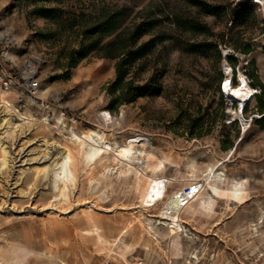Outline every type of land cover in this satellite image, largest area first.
<instances>
[{"label": "rangeland", "instance_id": "374dc122", "mask_svg": "<svg viewBox=\"0 0 264 264\" xmlns=\"http://www.w3.org/2000/svg\"><path fill=\"white\" fill-rule=\"evenodd\" d=\"M36 5L60 8L61 18L35 15ZM122 7L132 9L131 26L150 25L140 43L156 39L148 61L126 82L155 84L145 95L126 85L112 111L116 60L66 63L82 38L71 24H91ZM0 45L11 79L10 90L0 79V103L5 98L32 119L17 120L13 137L0 106V264H62L61 256L68 264H264V0H0ZM226 64L235 83L241 70L257 90L245 110L251 126L244 135L222 89ZM104 110L112 121H104ZM59 113L64 129L80 135L95 130L120 143L148 138L133 163L148 164L149 175L166 160L162 174L182 181L229 156L220 167L223 181L211 183L223 190L239 181L247 200L213 196L207 207L199 200L183 215L187 231L170 237L153 222L162 203L143 204L146 175L121 173L126 163L112 157L89 162V142L82 147L65 138L56 126ZM65 145L73 181L53 166ZM91 224L100 237L82 243Z\"/></svg>", "mask_w": 264, "mask_h": 264}, {"label": "bare ground", "instance_id": "6f19581e", "mask_svg": "<svg viewBox=\"0 0 264 264\" xmlns=\"http://www.w3.org/2000/svg\"><path fill=\"white\" fill-rule=\"evenodd\" d=\"M225 71L226 79L222 84V89L230 105L229 111L236 118H240L242 120V130L244 135L251 126L250 121L245 119V110L248 104L255 98L257 90L249 84L245 74L241 70L238 74L237 83L234 82L233 68L226 64ZM234 104H236L235 108H233ZM0 106L2 107V112H6L3 120L9 124L7 132H10L13 137H15L18 132L15 127L17 120H28V122L32 120L28 119L18 110L14 109L10 102L5 98L2 99ZM62 115V113L56 115L58 120V125H56L57 128L61 130L65 138L72 142H79L82 147L89 142V149L85 152L89 162L96 161L106 163L112 157L115 161L126 163V168L120 169L121 173L127 175L135 170L136 178H139L140 175L143 174L146 175L149 180L144 193L143 204L146 207H151L162 203L157 216L158 219L152 221L156 223L157 226H166L168 228L167 235L170 237H174L175 235L187 231L184 225L183 215L192 208V205L195 202L199 200H201L200 203L203 207L211 204L213 196L225 195L229 200L240 204L247 200V192L244 189L243 184L239 181H235L229 189L223 190L220 189L218 185L211 183L212 181H223L225 173L223 170H220V167L229 156L221 161H218L216 164L209 165L203 171L202 176H198L196 172L193 171L191 177L182 181L162 174L166 168V160L157 164L154 168H151L152 174L149 175L145 171V168L150 167L148 164L137 167L133 163L134 159H139V156L144 155V146L149 143L148 138L143 135H135L127 138L123 143H120L118 141H110L105 136V133L95 130H90L80 135L74 131L73 128L70 130L64 129V127H66V123ZM14 116H16V118H14ZM103 116V119L106 122L113 120V116L108 110L103 111ZM139 146H142V148ZM232 153H234L233 149L230 154ZM72 161L73 158L71 149L66 145L58 146L57 157L53 160V166L56 167L57 170H60L61 173L65 175V179L67 178L69 181H73L76 178L74 171L71 168ZM6 163L7 161L3 160L2 165H5ZM105 166L107 167V165ZM174 182H184V184L171 189L170 187ZM64 183L67 184V181H64ZM207 185L210 188L212 196L209 195L208 197H205L204 191ZM92 224V229L85 232V234L89 236L83 238L82 243H87L89 239L95 238V234L98 235L97 237H100L99 229L95 228ZM156 225H151L149 229H154ZM155 239L157 240V238ZM168 246L171 247L172 243H168ZM193 257L196 258V256ZM60 261L62 264H68L62 256L60 257ZM169 264H171V262H169ZM189 264H191V262H189Z\"/></svg>", "mask_w": 264, "mask_h": 264}, {"label": "trees", "instance_id": "16d2710c", "mask_svg": "<svg viewBox=\"0 0 264 264\" xmlns=\"http://www.w3.org/2000/svg\"><path fill=\"white\" fill-rule=\"evenodd\" d=\"M34 14L42 16L48 20L61 18V9L58 7H45L36 5ZM208 14H216L215 8H208ZM132 9L129 7L116 8L105 11L95 22L83 24L75 20L71 26L77 27L78 34L82 37L78 40V47L71 49L67 54V66L75 67L80 61L88 56L108 57L116 60V79L109 84V92L112 95L110 109L114 111L122 102L125 86H130L131 90H138L145 95L146 91L155 84L133 86V80L127 81V76L139 69L146 63L152 55V50L156 42L152 38L146 43H140L144 34L150 32V25L140 24L130 25ZM220 89V87H219ZM223 105V96L221 97Z\"/></svg>", "mask_w": 264, "mask_h": 264}, {"label": "built area", "instance_id": "2783aa9c", "mask_svg": "<svg viewBox=\"0 0 264 264\" xmlns=\"http://www.w3.org/2000/svg\"><path fill=\"white\" fill-rule=\"evenodd\" d=\"M8 63H9V61L5 55V51L2 48V46L0 45V79H1L6 90H10V88H11V79L7 75L8 65H9Z\"/></svg>", "mask_w": 264, "mask_h": 264}, {"label": "snow or ice", "instance_id": "6c2138e0", "mask_svg": "<svg viewBox=\"0 0 264 264\" xmlns=\"http://www.w3.org/2000/svg\"><path fill=\"white\" fill-rule=\"evenodd\" d=\"M227 86V85H226Z\"/></svg>", "mask_w": 264, "mask_h": 264}]
</instances>
